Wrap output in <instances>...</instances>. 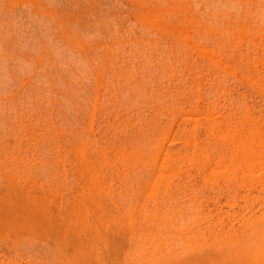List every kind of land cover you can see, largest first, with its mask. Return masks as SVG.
Here are the masks:
<instances>
[{"label": "rangeland", "instance_id": "rangeland-1", "mask_svg": "<svg viewBox=\"0 0 264 264\" xmlns=\"http://www.w3.org/2000/svg\"><path fill=\"white\" fill-rule=\"evenodd\" d=\"M263 61L264 0H1L0 264L196 259L209 193L264 223V158L221 137L264 134Z\"/></svg>", "mask_w": 264, "mask_h": 264}, {"label": "bare ground", "instance_id": "bare-ground-1", "mask_svg": "<svg viewBox=\"0 0 264 264\" xmlns=\"http://www.w3.org/2000/svg\"><path fill=\"white\" fill-rule=\"evenodd\" d=\"M1 1V0H0ZM163 1V0H162ZM15 1H13L14 3ZM113 2V1H112ZM116 2V1H115ZM165 2V1H164ZM176 2V1H175ZM171 3V2H170ZM38 5V4H37ZM101 5V4H99ZM116 5V4H115ZM163 5V4H162ZM168 5V4H167ZM11 6V5H10ZM183 6V5H182ZM177 7V6H176ZM118 8V7H117ZM140 9V8H139ZM159 9V10H158ZM157 10H155V14H154V18L152 19H157L159 20L163 15H162V12L160 11V7L158 8ZM162 9V7H161ZM186 9V8H185ZM163 10V9H162ZM164 11V10H163ZM181 11V10H180ZM177 12V11H176ZM186 12V11H185ZM179 14V13H178ZM148 15V14H147ZM186 16V15H185ZM184 19V18H183ZM191 20V19H190ZM156 21V20H155ZM185 21V20H184ZM184 24V23H183ZM167 25V24H166ZM153 26V25H152ZM164 26V25H163ZM236 26V25H235ZM181 27V26H180ZM244 27V26H243ZM252 27V26H251ZM164 28V27H163ZM253 28V27H252ZM65 29V28H64ZM183 31L184 28H183ZM234 32V31H233ZM246 32V31H245ZM246 34V33H245ZM244 35V34H243ZM244 37V36H243ZM246 37V36H245ZM85 39V38H84ZM186 39V38H185ZM183 39V40H185ZM246 39V38H245ZM244 39V40H245ZM180 41V40H179ZM197 41V40H196ZM253 41V40H252ZM258 41V40H257ZM187 42V40L185 41V43ZM88 43V42H87ZM188 43V42H187ZM191 43V41L189 42ZM201 43V42H200ZM257 43V42H256ZM198 44V43H197ZM196 46V44H194ZM190 46V45H189ZM199 46H201L199 44ZM246 46V45H245ZM257 46V45H255ZM96 48V47H95ZM200 48V47H199ZM197 48V49H199ZM79 49V48H78ZM93 49V48H91ZM248 49V48H247ZM89 50V49H88ZM250 51V50H249ZM94 52V51H93ZM205 52V51H204ZM210 52V51H208ZM201 53V52H200ZM248 53V52H247ZM205 54V53H204ZM212 53H209V54H205V55H210ZM204 55V56H205ZM214 54H212V56H208L209 58H212L213 60H216L217 57L214 58L213 56ZM217 56V55H216ZM96 57V56H95ZM124 57V56H123ZM243 57V56H242ZM84 58V57H83ZM102 58V56H101ZM111 58V57H109ZM256 58V57H255ZM224 59V58H223ZM103 61V60H102ZM217 60L214 61L215 65L218 63ZM221 61V60H220ZM219 61V62H220ZM97 62V61H96ZM217 62V63H216ZM228 62V61H227ZM226 62V63H227ZM264 62V61H263ZM100 65V64H99ZM220 65V64H219ZM230 65V64H229ZM217 66V65H216ZM235 66V65H234ZM97 67V66H96ZM111 67V65H110ZM91 68V67H90ZM226 68V67H225ZM93 69V68H92ZM98 69V68H97ZM255 72V71H254ZM236 76V75H234ZM257 76V75H256ZM254 80V79H253ZM256 81V80H254ZM253 81V82H254ZM257 82V81H256ZM253 84V83H252ZM256 84V83H255ZM253 105V104H252ZM253 108V107H252ZM204 111V110H203ZM218 114V113H217ZM216 116V115H215ZM262 116V115H261ZM264 116V115H263ZM217 118H220L219 116ZM218 120V119H216ZM200 121V120H199ZM215 121V120H214ZM220 121L221 119H219L218 121H215L213 122L215 125H217L216 127H220ZM242 121V120H241ZM245 121V120H244ZM255 121V120H254ZM229 122V121H228ZM249 122H252L251 120H249ZM257 122V121H256ZM194 123H197L195 122V119H194ZM200 123V122H199ZM197 123V124H199ZM224 123V121L222 122ZM227 123V121H226ZM230 123V122H229ZM229 123H227L226 125H228ZM238 123H242V122H238ZM237 123V124H238ZM234 125V124H229L228 126L225 125V128H222L221 126V131H223L224 129H226L225 131H223V133H221V137L231 141L235 148H236V155H239V156H242L243 160L242 162L244 161V163H248V164H251L254 161H258L255 160V158H260V161L262 160V158H264V153L262 152L263 148H264V134L261 133L260 131V126L257 127V125H255L254 127H252V130L250 132H246L245 129H243L245 126L243 125V123L241 125H243V128H241L240 126L241 125ZM250 124H253V123H249ZM214 125V126H215ZM248 125V126H249ZM254 125V124H253ZM251 127V126H250ZM196 128V126H195ZM215 128V127H214ZM164 129V128H163ZM199 129V128H197ZM216 129V128H215ZM247 129V128H246ZM251 129V128H250ZM201 130V129H200ZM208 131V130H207ZM219 131V130H218ZM262 131L264 132V129L262 128ZM197 132V131H196ZM163 133V132H162ZM166 133V131H165ZM211 133V132H209ZM214 133V131H213ZM164 135V134H162ZM199 135V134H198ZM211 135V134H210ZM217 135V134H216ZM194 136H196V134H194ZM214 136V135H213ZM197 137V136H196ZM212 137V136H211ZM186 141V140H185ZM184 141V142H185ZM194 141V140H193ZM196 141V140H195ZM205 141V140H204ZM188 142V141H187ZM198 142V141H197ZM261 147H263L262 149H260ZM161 148V147H160ZM163 148V147H162ZM212 148V147H211ZM235 150V149H234ZM233 150V151H234ZM264 151V150H263ZM157 152H160L161 151L157 150ZM169 152V151H167ZM202 152V151H201ZM200 152V153H201ZM196 153V152H195ZM206 153V152H205ZM203 154V153H202ZM195 155V154H194ZM207 155V154H206ZM160 156V155H159ZM204 156V155H203ZM210 156V154H209ZM221 156V155H220ZM170 157V156H169ZM208 157V156H206ZM168 158V157H167ZM175 158V157H174ZM180 158V157H179ZM210 158V157H208ZM222 158V157H220ZM169 159V158H168ZM206 159V158H205ZM234 159V158H233ZM236 159V158H235ZM171 160V159H169ZM197 160V159H196ZM208 160V159H206ZM85 161V160H84ZM223 161V160H221ZM232 161V160H231ZM163 162V160H162ZM176 162V161H175ZM181 162V161H180ZM190 162V161H189ZM188 162V163H189ZM235 162V161H234ZM264 162V160L262 161ZM192 163V162H191ZM245 163V164H246ZM255 163V162H254ZM252 164V166H254L255 164ZM257 163V162H256ZM193 164V163H192ZM218 164V163H217ZM260 163L257 164V166L259 165ZM156 165V163H155ZM184 165V164H183ZM219 165V164H218ZM152 166V165H151ZM161 166V165H159ZM165 168H168V164L166 163V165H163ZM208 166V165H207ZM226 166V165H225ZM262 166V165H261ZM89 167V166H87ZM157 167V166H156ZM164 167H162L163 169H165ZM171 167V166H170ZM173 167V166H172ZM180 167V166H179ZM229 167V166H228ZM235 167V166H234ZM233 167V168H234ZM263 167V166H262ZM227 168V166H226ZM232 168V169H233ZM255 168V166H254ZM261 168V167H259ZM264 168V167H263ZM262 168V169H263ZM90 169V167H89ZM161 169V168H160ZM162 169V170H163ZM171 169V168H170ZM175 169V168H174ZM252 169V168H250ZM191 170V169H190ZM229 170V169H228ZM100 171V170H99ZM119 171V170H118ZM159 172H161V170L158 169ZM264 171V170H262ZM214 173L217 172V169L213 171ZM261 172V170L259 171ZM258 172V173H259ZM162 173V172H161ZM160 173V174H161ZM263 173V172H262ZM164 174V172H163ZM161 174V175H163ZM254 175V174H253ZM99 176V175H98ZM193 176V175H192ZM102 177V176H100ZM192 178V177H191ZM164 180H165V177H164ZM207 181V180H206ZM30 182V181H29ZM153 183V182H152ZM206 183V182H205ZM8 185V184H7ZM168 185V184H167ZM224 185V184H223ZM153 186V185H152ZM157 186V185H156ZM166 186V185H165ZM169 186V185H168ZM203 186V185H202ZM228 186V185H227ZM234 186V185H233ZM214 187V186H213ZM217 189L219 188V186H216ZM221 187V186H220ZM238 187V186H237ZM263 187H264V184H263ZM31 188V187H30ZM167 188H170V187H167ZM227 188V187H225ZM225 188H219L220 189H223V191L225 190ZM231 189L230 185L228 187V189ZM37 189V188H36ZM166 189V187L164 188ZM197 189V188H196ZM208 189V188H207ZM210 189V188H209ZM214 189V188H213ZM229 189V190H230ZM235 191H236V188H234ZM48 190V189H46ZM205 190V189H204ZM203 190V192H205ZM252 190H255L252 188ZM210 191V190H209ZM221 192H215L216 193H222L223 191L220 190ZM228 190H226L227 192ZM231 191V190H230ZM263 191L262 187H261V190L260 192ZM234 192V191H233ZM249 192H252V191H249ZM259 192V193H260ZM209 193L208 191H206L204 194H207ZM215 193V194H216ZM230 193V192H229ZM228 193V194H229ZM33 194V193H32ZM57 194V193H56ZM224 194H226L224 192ZM29 195V194H28ZM256 195V194H255ZM8 196V195H7ZM220 196V195H219ZM226 196V195H224ZM230 196V195H229ZM5 197V196H4ZM169 197V196H167ZM188 197V196H187ZM199 197V196H198ZM244 197L243 200H245V203H244V206H242V209L245 207V210L246 212L247 211H251L252 210H255L254 213H252V215H255V212L257 210L256 206L257 205H260L261 207H264V191L262 192V195H257V196H254V195H250V194H245L242 196V198ZM2 198V197H1ZM85 198V197H84ZM170 199V201H174L176 199H173V196L171 198H168ZM181 199V198H180ZM186 199V198H185ZM221 199L220 197L218 196H214L212 197L211 194L209 193L208 195H202V198L200 199L199 203H200V207H202V209H205L206 211L204 213H206V217H209L210 219L208 221H205L206 224L205 226H203L202 228V231L201 233L199 234L202 238V244L200 245V254L199 256L196 258V259H193V257L188 261V258L187 260L183 261L182 259V262H180L181 264H264V256L263 257H260L259 256V253L260 255L262 254L261 252H263L264 250H259L261 247H260V242L262 241V237L264 239V225L261 226V224H264L263 222L261 224H259V226L257 225H254L256 222H254V224L252 225V222H251V219H249L248 216L246 215H242L241 216V212L239 214L237 213H229V212H226V213H223V211L221 210ZM235 199V198H234ZM241 199V198H240ZM157 200H161V199H157ZM155 199V201H157ZM163 200V199H162ZM199 200V199H198ZM181 201H183L181 199ZM234 202H236V200H233ZM158 202V201H157ZM176 202V201H175ZM189 202V201H188ZM244 202V201H243ZM34 203V202H33ZM160 203V202H158ZM173 203V202H172ZM51 204V203H50ZM191 204V203H189ZM231 204V203H229ZM234 204V203H233ZM236 204V203H235ZM144 206V205H143ZM188 206V205H187ZM232 206V204H231ZM260 206L259 207V210H263V209H260ZM32 207V206H30ZM199 207V208H200ZM44 208H47V207H44ZM44 208H42V210H44ZM232 208V207H231ZM256 208V209H254ZM49 209V208H48ZM48 209L45 210V212L47 211L48 213ZM241 209V208H240ZM168 210V209H167ZM186 210V209H185ZM60 211V210H59ZM215 211V212H213ZM233 211V210H232ZM235 211V210H234ZM238 211V210H236ZM243 211V210H242ZM250 212V213H251ZM41 213H43L41 211ZM45 213V214H47ZM62 213V212H61ZM128 213V212H127ZM167 213V212H166ZM203 213V215H204ZM249 213V212H247ZM208 214V215H207ZM242 214H245V213H242ZM180 215V214H178ZM202 215V214H201ZM248 215V214H247ZM52 216V215H51ZM198 216V215H197ZM261 216V215H260ZM27 217V216H25ZM203 216L204 220H206L207 218ZM246 217L247 219L249 220H245ZM41 218V217H40ZM138 218V217H136ZM252 218V216L250 217ZM162 219V218H161ZM159 219V220H161ZM190 219V218H189ZM256 219V218H255ZM258 219V218H257ZM2 220V219H0ZM34 220V219H33ZM43 220H46L45 218H43ZM42 220V221H43ZM184 220V219H183ZM195 220V219H194ZM253 220V219H252ZM30 221V220H29ZM132 221V220H131ZM198 221V220H197ZM249 221V222H248ZM66 222V221H65ZM134 223V222H132ZM248 223H251V224H248ZM259 223V222H258ZM18 224V223H17ZM102 224V223H101ZM107 224V223H106ZM166 224V223H165ZM23 224H21L22 226ZM103 225V224H102ZM239 225V226H237ZM106 226V225H105ZM131 226V225H129ZM162 227V226H161ZM238 227V228H237ZM104 229H106V227H104ZM8 230V229H7ZM31 230V229H30ZM132 230V229H131ZM144 230V229H143ZM164 230V229H163ZM201 230V229H199ZM4 231V230H3ZM47 231V230H46ZM152 231V230H151ZM41 232V231H40ZM190 232V231H189ZM200 232V231H199ZM68 233V232H67ZM126 233V232H125ZM232 234V237L231 235ZM32 235V234H31ZM131 235V234H130ZM155 235V234H154ZM190 235V234H189ZM192 235V234H191ZM74 236V235H73ZM99 236V234H98ZM113 236V235H112ZM159 236V235H158ZM156 237V236H155ZM230 238V240H228V238ZM82 238V237H81ZM101 238V237H100ZM154 238V237H153ZM200 238V239H201ZM132 239V238H131ZM129 240V239H128ZM144 240V239H142ZM83 241V240H82ZM264 241V240H263ZM69 242V241H67ZM80 242V241H79ZM64 243H66V241H64ZM161 243V242H160ZM84 244V243H82ZM188 244V243H187ZM195 244V243H194ZM158 245V243H157ZM43 246V245H42ZM41 246V247H42ZM113 247V246H112ZM143 247V246H142ZM67 248V247H66ZM70 248V247H69ZM181 249V248H179ZM258 250H259V253H258ZM44 251V250H43ZM261 251V252H260ZM50 252V251H49ZM177 252V251H176ZM166 253V252H165ZM180 253V252H179ZM264 253V252H263ZM26 254V253H25ZM128 254V253H127ZM133 254V253H132ZM263 255V254H262ZM136 256V255H135ZM129 257V256H128ZM52 258V257H51ZM176 258H179V257H176ZM182 258V257H180ZM99 259V258H98ZM34 260V259H33ZM158 260V259H157ZM176 260V259H175ZM47 261V260H46ZM50 261V260H49ZM124 261V260H123ZM179 261V260H177ZM176 261V263H177ZM100 262V261H98ZM175 262V261H174ZM173 262V263H174ZM48 263V262H47ZM126 263V262H125ZM108 264V263H106Z\"/></svg>", "mask_w": 264, "mask_h": 264}]
</instances>
